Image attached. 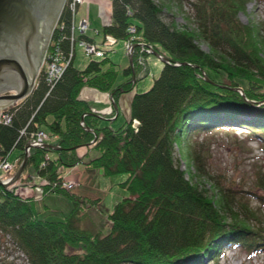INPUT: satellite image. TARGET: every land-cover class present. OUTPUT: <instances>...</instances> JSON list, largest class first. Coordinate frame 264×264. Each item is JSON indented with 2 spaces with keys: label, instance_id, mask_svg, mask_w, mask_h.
<instances>
[{
  "label": "trees",
  "instance_id": "trees-1",
  "mask_svg": "<svg viewBox=\"0 0 264 264\" xmlns=\"http://www.w3.org/2000/svg\"><path fill=\"white\" fill-rule=\"evenodd\" d=\"M249 3L197 0L196 27L180 29L164 20V7L155 0H115L112 24L102 32L103 45L77 31L78 40L101 49L137 37L170 61L153 88L135 96L131 115L118 129L93 112L81 95L85 88H94L114 95L118 105L134 91L135 81L148 76L143 69L149 65L142 66L137 55L134 67L124 74L127 82L119 84L118 65L104 51L102 58L91 57L84 70L72 64L53 90L44 73L31 97L11 108L12 122L0 123V164L6 161L15 168L11 174L3 170L1 177L18 173L28 144L39 132L48 134L51 146L31 150L18 190L0 185V234L11 237L28 264H220L234 247L264 252V226L253 223L259 219L257 212L237 207L232 194L210 193L203 182H194L208 172L193 146L181 156L196 174L183 170L178 158V150L195 135L221 131H249L264 146V29L241 23L239 15ZM73 16L66 8L51 48L67 64ZM199 42L208 44L212 53ZM81 166L106 177L128 175L121 186L131 197L111 213L104 210L102 199L73 194L83 185L69 190L66 180ZM260 185L264 188V179ZM26 188L41 189L44 196L65 194L74 209L62 221L43 218L38 196L21 193ZM259 199L264 202V195ZM89 207L110 220L109 234L82 226L83 216L90 217Z\"/></svg>",
  "mask_w": 264,
  "mask_h": 264
},
{
  "label": "rangeland",
  "instance_id": "rangeland-1",
  "mask_svg": "<svg viewBox=\"0 0 264 264\" xmlns=\"http://www.w3.org/2000/svg\"><path fill=\"white\" fill-rule=\"evenodd\" d=\"M114 1L115 0H86V3L80 7V13H77V17L75 18V20L77 19L76 24H73V27H80L81 21L83 19H88L89 30L86 33L100 45L104 42L103 29L106 26H110L113 21ZM155 1L164 7L163 18L168 24L175 25L180 29L196 27L197 23L195 21L193 3L197 0ZM70 2L68 1L66 8H70ZM239 19L245 26L259 25L264 29V0H250L248 8L246 11L240 13ZM59 27L60 24L54 33L45 64L39 76L41 79L44 76L43 72L45 73L47 83L50 85L51 89L55 88L57 82L54 84L51 83L50 75H48V68H50L51 57H55V52L51 53V48ZM134 29L135 28L131 30L132 33ZM82 42L78 39L76 42L72 41V53L69 63H66V70H68L72 64H75L78 69L84 70L92 61V58L86 51V46ZM199 44L205 52L212 53L208 44L201 42H199ZM144 45V43L139 42L137 37H133L132 40L128 42H110L104 48L110 53L109 57L112 61L118 65L120 72L119 84L128 81V78H126L124 74L126 70L134 67L132 56H134L135 59L137 55L140 61L143 60L144 63L142 66L145 67V65H149V69L143 67L144 73L148 72V76L144 79L140 77L138 82L135 81L136 87L134 91L122 96L119 99L118 105L115 102L114 95L110 93H105L90 87L85 88L82 92L81 98L90 103L93 112H96L102 119L111 121V125L116 129L122 127L127 121L126 118L131 115L132 103L135 96L150 91L155 81L161 76L166 64L170 63L167 57L156 52L155 49L153 53L145 52ZM147 47L151 46L147 45ZM133 48L135 50L131 51ZM166 60L168 62H165ZM135 75L136 74H134L133 77H135ZM40 79H38L37 87L39 86ZM225 83H230V81L225 79ZM240 91L243 92L242 89H240ZM27 99L20 101L16 106L11 108H16ZM11 108L0 112V123L9 125L12 122L13 116L10 114ZM139 125L138 121H135L134 127L136 129ZM35 139L36 142L41 141V146H50V137L47 133L39 132V134L35 136ZM34 143V141L31 142L32 145H34ZM97 143L98 139L94 140L91 145L95 146ZM191 147L192 150L201 155L208 172L206 175L202 176V178L199 177L195 179L194 182H203L210 193H219L220 190H223V192L219 194L226 193L234 195L237 207L245 205L253 211H256L259 219L254 220L253 223L264 226V202L259 199L260 195H264V188L260 185V182L264 179L263 144L260 143L256 137H253L249 131L242 130L231 133L228 131H221L211 135H195L190 142L185 143V146L182 147L181 150H178V158L183 170L191 174H196L194 169L188 168L186 161H184V158L181 156L184 150L191 149ZM7 165L11 166L9 172H7L11 174L15 168L14 165L6 161L0 164L3 168ZM69 174L66 180L68 183L71 182L73 185L76 183H78V185H83L82 189L73 190V194L82 196L83 199H102L105 204L104 210L107 212L113 213L120 201L131 197L129 191L121 186V184L129 179V176L126 174L106 177L102 171L86 170L82 166L71 171ZM25 179H30V172H26ZM188 179H191L189 174ZM22 187L24 186L22 185ZM80 187L81 186H79V188ZM71 189L72 188H69V190ZM230 189L234 192H231ZM36 190L40 191L37 192ZM21 193L25 196L37 195V199L39 200L37 205L38 212L43 218L51 221L64 220L74 209V202L65 194L44 196V192L41 189L33 188L23 189ZM86 211L89 213L90 217L83 216V219H85L83 221L84 223L81 224L85 229L103 231L105 234L111 232L112 224L104 214L94 207L86 208ZM0 262L1 264H28L26 255L20 252L11 237L5 234H0ZM220 264H264V252L250 253L243 247H234L221 257Z\"/></svg>",
  "mask_w": 264,
  "mask_h": 264
},
{
  "label": "water",
  "instance_id": "water-1",
  "mask_svg": "<svg viewBox=\"0 0 264 264\" xmlns=\"http://www.w3.org/2000/svg\"><path fill=\"white\" fill-rule=\"evenodd\" d=\"M68 1L0 0V112L34 93ZM33 147L28 144L26 160L11 180L0 178L1 186L12 192L20 188Z\"/></svg>",
  "mask_w": 264,
  "mask_h": 264
},
{
  "label": "built area",
  "instance_id": "built-area-1",
  "mask_svg": "<svg viewBox=\"0 0 264 264\" xmlns=\"http://www.w3.org/2000/svg\"><path fill=\"white\" fill-rule=\"evenodd\" d=\"M86 3V0H75V5H76V12H74V17L76 18L77 17V13L80 12V7L82 5H84ZM75 24H76V20H75ZM89 20L86 19V20H82L81 23H80V27H76L74 26L73 27V31H74V34H73V42H76L77 41V38H76V30L78 32H80L82 35H86L87 31L89 30ZM134 34H136V30L134 29L133 31ZM83 44L86 46V51L88 53V55L90 57H103L105 55V52L99 47V46H95V45H91V44H88L86 42H83ZM74 47H75V44H74ZM74 47H73V50H74ZM144 51L145 52H149V53H153L154 52V48L153 47H147L146 45H144ZM148 48V49H146ZM135 49L133 48V50L131 51H134ZM62 53H60V51H56L55 53V57H51V62H50V65L48 68L49 71H48V75H50V81L52 84H54L55 82H58L62 79V77L64 76L65 74V67H66V63L64 62V58H62L61 56ZM143 60L141 61V64H143ZM34 145L35 147H44V146H41V141L40 142H36L34 141ZM11 168V166L7 165L5 168L1 167L0 166V171L1 170H5L6 172H9V169ZM75 185L71 184L70 185V188H73Z\"/></svg>",
  "mask_w": 264,
  "mask_h": 264
},
{
  "label": "bare ground",
  "instance_id": "bare-ground-1",
  "mask_svg": "<svg viewBox=\"0 0 264 264\" xmlns=\"http://www.w3.org/2000/svg\"><path fill=\"white\" fill-rule=\"evenodd\" d=\"M71 1V2H70ZM69 2H70V4H71V6H70V11L74 14V12H76V5H75V0H69ZM73 18H74V16H73ZM141 44V43H140ZM147 46V45H146ZM139 48V47H138ZM139 73V72H138ZM43 74H44V72H43ZM43 76V75H42ZM141 76V75H140ZM131 77V76H130ZM40 79V78H39ZM131 79V78H130ZM44 80V79H43ZM138 82V81H137ZM38 83V82H37ZM53 90V89H52ZM85 124V123H84ZM30 141V140H29ZM32 141V140H31ZM49 142V141H48ZM47 142V143H48ZM16 150V149H15ZM16 151H18V150H16ZM15 151V152H16ZM19 152V151H18Z\"/></svg>",
  "mask_w": 264,
  "mask_h": 264
}]
</instances>
